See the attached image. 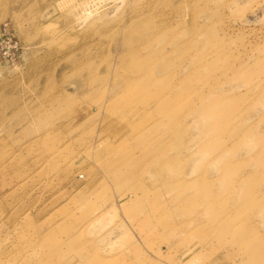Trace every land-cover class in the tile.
Instances as JSON below:
<instances>
[{
  "label": "rangeland",
  "instance_id": "1",
  "mask_svg": "<svg viewBox=\"0 0 264 264\" xmlns=\"http://www.w3.org/2000/svg\"><path fill=\"white\" fill-rule=\"evenodd\" d=\"M0 264H264V0H0Z\"/></svg>",
  "mask_w": 264,
  "mask_h": 264
}]
</instances>
